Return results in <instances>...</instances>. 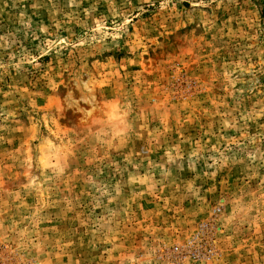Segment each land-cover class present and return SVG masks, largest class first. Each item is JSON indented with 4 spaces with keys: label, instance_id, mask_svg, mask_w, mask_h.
<instances>
[{
    "label": "rangeland",
    "instance_id": "rangeland-1",
    "mask_svg": "<svg viewBox=\"0 0 264 264\" xmlns=\"http://www.w3.org/2000/svg\"><path fill=\"white\" fill-rule=\"evenodd\" d=\"M0 264H264V0H0Z\"/></svg>",
    "mask_w": 264,
    "mask_h": 264
}]
</instances>
